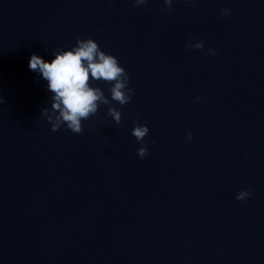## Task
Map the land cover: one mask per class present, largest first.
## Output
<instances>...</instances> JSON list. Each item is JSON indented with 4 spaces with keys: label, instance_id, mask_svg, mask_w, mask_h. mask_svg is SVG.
Masks as SVG:
<instances>
[{
    "label": "clouds",
    "instance_id": "obj_1",
    "mask_svg": "<svg viewBox=\"0 0 264 264\" xmlns=\"http://www.w3.org/2000/svg\"><path fill=\"white\" fill-rule=\"evenodd\" d=\"M137 7L145 4L147 0H134ZM170 9L173 0H164ZM230 9H223L221 15H228ZM197 50L204 48L203 41L185 46ZM213 52L209 49V53ZM28 67L37 72L47 82L51 95V106L42 109L47 121L51 124V130L56 132L61 125H65L73 134L83 132L82 121L94 116L100 105H109L110 101L100 87H93L92 81H103L111 84L109 92L111 100L120 105L128 104L134 95L133 89L128 87L129 76L120 66L118 59L101 50L98 43L91 39H77L75 46L70 50H61L54 53L51 62L32 54ZM200 98L197 97V100ZM3 101H0L2 103ZM108 114L117 125L120 124L122 114L115 107H108ZM149 128L137 123L132 129V135L138 142L143 143L148 135ZM188 139L192 134L188 133ZM137 155L144 158L148 155V149L141 146L137 149ZM250 192L242 191L236 196L237 200H245Z\"/></svg>",
    "mask_w": 264,
    "mask_h": 264
}]
</instances>
